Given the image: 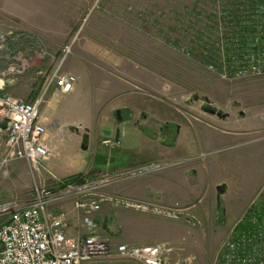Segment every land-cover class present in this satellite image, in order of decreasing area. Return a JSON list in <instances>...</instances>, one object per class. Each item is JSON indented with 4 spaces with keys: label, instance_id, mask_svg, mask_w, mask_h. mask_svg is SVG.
<instances>
[{
    "label": "rangeland",
    "instance_id": "374dc122",
    "mask_svg": "<svg viewBox=\"0 0 264 264\" xmlns=\"http://www.w3.org/2000/svg\"><path fill=\"white\" fill-rule=\"evenodd\" d=\"M223 6L224 0H0V71L8 67L23 70L11 75L15 81L6 92L34 100L60 64L63 46L72 41V52L61 66L62 73L90 62L108 66L113 61L133 58L154 71L156 85L165 86L166 90L157 94L173 102L185 101L187 113L203 111L207 116V109L212 108L242 120L230 122V127L233 123L247 127V143L224 152L238 156L243 153L248 207L264 184V74L227 80L208 68L199 40L208 34L211 40L215 38L211 28L216 26ZM78 100L69 97L63 103L75 104ZM50 119L49 124H53L48 134L55 129L54 124L65 123L53 114ZM255 120H263L262 126L248 127ZM2 126L0 117V131ZM76 129L86 132L81 123H75L64 126L58 137L50 134L52 141L76 138ZM52 148L53 154L54 144ZM81 154L86 168L92 152ZM3 157L0 149V204H31L36 186L50 182L48 169L33 173L27 161L2 164ZM112 184L113 180H104L99 190L116 197L106 192ZM237 190L233 188L225 199L213 190L196 211L176 217L135 204L126 208L116 198L104 201L93 217L108 234L113 248L121 243H166L173 248L167 264H218L224 243L239 220ZM66 207L68 229L78 234L82 216L70 203ZM7 217L0 216V224ZM138 220L143 224L137 225Z\"/></svg>",
    "mask_w": 264,
    "mask_h": 264
},
{
    "label": "crops",
    "instance_id": "0c3cea01",
    "mask_svg": "<svg viewBox=\"0 0 264 264\" xmlns=\"http://www.w3.org/2000/svg\"><path fill=\"white\" fill-rule=\"evenodd\" d=\"M67 73L77 78L73 90L63 94L51 86L41 121L47 130L53 124H49L51 114L65 121L53 125L55 129L50 134L55 137L64 126L75 123H81L86 132L76 129V138H60L57 143L47 132L55 150L45 163L46 169L59 178L77 174L97 180L115 177L106 192L138 204L141 209L154 212L152 209L164 206L178 215L196 211L204 197L213 190L218 192L219 185L225 186L224 193L218 192L220 199L237 188L239 219L242 217L247 209L243 153L238 156L224 152L247 143V127L234 123L230 127V122L242 120L222 113H187L185 101L173 102L158 95L166 90L165 86L156 85L154 71L133 58L113 61L108 66L90 62L69 67ZM69 97L79 100L75 104L63 103ZM262 121L255 120L248 127L262 126ZM105 139L118 144L106 147L102 144ZM89 150L92 158L84 168L86 161L81 152ZM136 223L143 224L139 220ZM68 233L77 234L70 229Z\"/></svg>",
    "mask_w": 264,
    "mask_h": 264
},
{
    "label": "built area",
    "instance_id": "2783aa9c",
    "mask_svg": "<svg viewBox=\"0 0 264 264\" xmlns=\"http://www.w3.org/2000/svg\"><path fill=\"white\" fill-rule=\"evenodd\" d=\"M240 8L237 18L222 9L214 22L216 26L211 28L215 38L211 40L212 36L208 34L199 40L208 68L227 80L264 74V5L254 10H247L245 4ZM72 47L73 41L63 46L60 64L47 77L34 100L6 92V88L15 81L11 75L20 74L23 70L8 67L0 71L2 164L25 160L33 173L46 169L45 163L52 156L53 148L46 136L47 128L41 121V106L46 102L51 86L54 85L63 94L73 90L76 76L61 72ZM102 144L113 147L118 142L105 139ZM47 171L51 175L50 182L36 186L31 204H0V216H8L0 224V264L169 262V253L173 248L166 243L142 246L121 243L113 248L108 234L101 230V225L93 216L101 210L104 201L116 198L125 206L135 204L99 190L104 180L112 181L115 177L104 176L97 180L82 174L59 178ZM68 203L73 211L82 216L81 228L76 235L68 233ZM155 209L161 214L178 216V212L168 207ZM218 264H264V185L224 243Z\"/></svg>",
    "mask_w": 264,
    "mask_h": 264
},
{
    "label": "trees",
    "instance_id": "16d2710c",
    "mask_svg": "<svg viewBox=\"0 0 264 264\" xmlns=\"http://www.w3.org/2000/svg\"><path fill=\"white\" fill-rule=\"evenodd\" d=\"M247 5V10H254L259 5H264V0H224L223 10L229 11L232 17L237 18L240 6ZM82 175V174H81Z\"/></svg>",
    "mask_w": 264,
    "mask_h": 264
},
{
    "label": "water",
    "instance_id": "95a60500",
    "mask_svg": "<svg viewBox=\"0 0 264 264\" xmlns=\"http://www.w3.org/2000/svg\"><path fill=\"white\" fill-rule=\"evenodd\" d=\"M210 113H212V114H217V115H219V116H221V113L220 112H217L215 109H212V108H210ZM84 148H86L85 146H84ZM217 190H218V192L219 193H224V191H225V186L224 185H219L218 187H217Z\"/></svg>",
    "mask_w": 264,
    "mask_h": 264
},
{
    "label": "flooded vegetation",
    "instance_id": "af4514ba",
    "mask_svg": "<svg viewBox=\"0 0 264 264\" xmlns=\"http://www.w3.org/2000/svg\"><path fill=\"white\" fill-rule=\"evenodd\" d=\"M207 110H208V112L210 113V111H209V110H210V108H208ZM217 112H218V111H217Z\"/></svg>",
    "mask_w": 264,
    "mask_h": 264
}]
</instances>
